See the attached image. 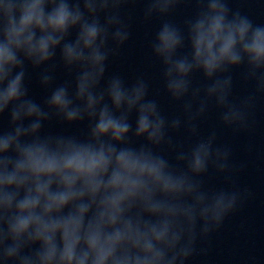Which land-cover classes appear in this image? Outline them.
<instances>
[{"label":"clouds","instance_id":"clouds-1","mask_svg":"<svg viewBox=\"0 0 264 264\" xmlns=\"http://www.w3.org/2000/svg\"><path fill=\"white\" fill-rule=\"evenodd\" d=\"M231 3L0 0V264H190L209 254L255 195L238 185L247 162H234L219 129L253 133L264 99V23ZM137 19L159 22L148 41L155 90L143 72L109 71Z\"/></svg>","mask_w":264,"mask_h":264},{"label":"water","instance_id":"water-1","mask_svg":"<svg viewBox=\"0 0 264 264\" xmlns=\"http://www.w3.org/2000/svg\"><path fill=\"white\" fill-rule=\"evenodd\" d=\"M230 6L234 9L239 7L255 22L264 23V0H232ZM141 8V4L135 6L134 15L137 18L141 14ZM191 11L192 5H182L174 18L179 21ZM158 23L153 21L145 25L137 19L132 27L130 40L122 46L120 54L111 59L109 71L119 72L126 77L143 72L149 78L153 90L160 88L158 64L151 57L148 47L150 35L158 27ZM29 71L32 74L31 95L39 101L45 92L36 81L35 71ZM58 75L61 80L65 78L62 70H58ZM246 90L245 86L237 83L238 93L243 94ZM161 100L166 112L176 110V106L169 103L162 93ZM255 119V131L251 134L234 136L230 130L219 129L221 142L233 148L234 162H247V168L240 173L237 183L240 187H249L255 193L254 198L241 211L229 217L220 232L212 237L209 254L206 257H195L190 264H264V99L258 103ZM215 124L216 114L212 112L202 130L207 131ZM49 130L59 131L60 126L53 124ZM76 130L75 126L69 129ZM248 146H251L250 152L245 151ZM212 183L221 186L223 179L217 177Z\"/></svg>","mask_w":264,"mask_h":264}]
</instances>
